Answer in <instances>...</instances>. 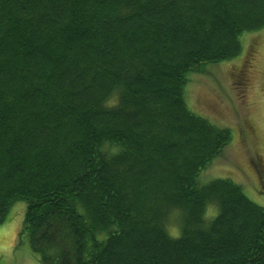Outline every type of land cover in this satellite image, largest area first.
Returning a JSON list of instances; mask_svg holds the SVG:
<instances>
[{"label": "trees", "instance_id": "trees-1", "mask_svg": "<svg viewBox=\"0 0 264 264\" xmlns=\"http://www.w3.org/2000/svg\"><path fill=\"white\" fill-rule=\"evenodd\" d=\"M262 28L264 0H0V226L25 202L40 264H264V208L201 178L231 133L184 97Z\"/></svg>", "mask_w": 264, "mask_h": 264}, {"label": "rangeland", "instance_id": "rangeland-1", "mask_svg": "<svg viewBox=\"0 0 264 264\" xmlns=\"http://www.w3.org/2000/svg\"><path fill=\"white\" fill-rule=\"evenodd\" d=\"M240 42L238 57L190 75L184 97L191 111L231 133L221 154L202 173V181L229 179L264 208V28L242 35ZM240 70H250L246 81ZM25 208V202H16L0 226V264H40L26 236H21ZM215 212L209 206L206 217ZM168 229L177 235L175 221Z\"/></svg>", "mask_w": 264, "mask_h": 264}]
</instances>
